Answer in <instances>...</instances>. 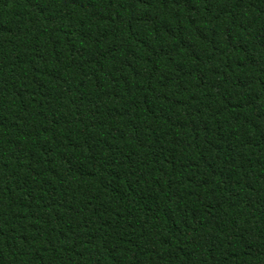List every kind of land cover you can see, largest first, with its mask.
<instances>
[{
  "label": "trees",
  "instance_id": "trees-1",
  "mask_svg": "<svg viewBox=\"0 0 264 264\" xmlns=\"http://www.w3.org/2000/svg\"><path fill=\"white\" fill-rule=\"evenodd\" d=\"M0 264H264V0H0Z\"/></svg>",
  "mask_w": 264,
  "mask_h": 264
}]
</instances>
